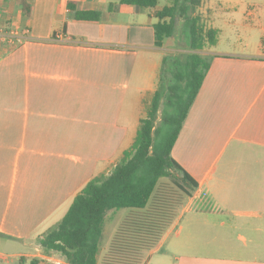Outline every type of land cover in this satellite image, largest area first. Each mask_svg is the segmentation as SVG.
Returning <instances> with one entry per match:
<instances>
[{
	"label": "crops",
	"instance_id": "1",
	"mask_svg": "<svg viewBox=\"0 0 264 264\" xmlns=\"http://www.w3.org/2000/svg\"><path fill=\"white\" fill-rule=\"evenodd\" d=\"M70 1L100 20L70 18ZM26 2L28 14L0 0V36L16 35L0 37V246L50 264L38 238L129 150L163 59L188 51L176 37L155 46V9ZM248 46L202 52L210 66L171 150L196 187L141 264H264V41ZM129 211L107 212L97 264Z\"/></svg>",
	"mask_w": 264,
	"mask_h": 264
},
{
	"label": "trees",
	"instance_id": "2",
	"mask_svg": "<svg viewBox=\"0 0 264 264\" xmlns=\"http://www.w3.org/2000/svg\"><path fill=\"white\" fill-rule=\"evenodd\" d=\"M171 2L154 12V44L161 47L166 39L180 37L188 52L163 59L158 88L140 120L132 150L123 154L108 175L90 180L63 218L37 240L45 253L59 254L68 264H97L104 218L108 211L119 209L130 211L100 264H141L144 252L158 243L189 196L186 188L196 187L173 160L171 150L210 66V56L202 52L215 44L217 32L204 29L196 14L202 0ZM119 3L138 10L155 9L158 0ZM21 8L25 14L30 11L26 0H21ZM67 8L74 20H100L98 10H81L71 1Z\"/></svg>",
	"mask_w": 264,
	"mask_h": 264
},
{
	"label": "rangeland",
	"instance_id": "3",
	"mask_svg": "<svg viewBox=\"0 0 264 264\" xmlns=\"http://www.w3.org/2000/svg\"><path fill=\"white\" fill-rule=\"evenodd\" d=\"M108 1L111 3L119 2V0ZM171 4V0H158V5L155 10H160ZM196 14L200 16V22L203 23L204 29L212 28L217 32L216 42L210 47L211 52L231 51L245 44H248V47L251 48L250 46L260 44L261 39L264 41V0H202V4L197 8ZM180 28L179 25L177 30L178 35ZM174 44L181 48L185 47L180 37L179 40L177 38L174 40ZM133 141L131 146H129V150L126 152L132 150L136 137ZM161 180L168 181V183L171 181L169 178H163ZM118 217L119 214L117 213L116 219ZM103 224L106 227L109 225L110 227L112 226V222L109 223L106 220ZM108 237L109 231L104 235V240L101 241V245L107 241ZM37 247L40 249L38 254H44L38 245ZM19 251L17 248L11 246H0V264H18L20 262V258L17 255ZM50 256L65 260L61 255L56 253H52Z\"/></svg>",
	"mask_w": 264,
	"mask_h": 264
},
{
	"label": "built area",
	"instance_id": "4",
	"mask_svg": "<svg viewBox=\"0 0 264 264\" xmlns=\"http://www.w3.org/2000/svg\"><path fill=\"white\" fill-rule=\"evenodd\" d=\"M0 37L4 39V41L6 40V42H8V41H12L16 37V35L11 33V35H1ZM48 260L50 264H65L60 259L53 258V257H49Z\"/></svg>",
	"mask_w": 264,
	"mask_h": 264
}]
</instances>
